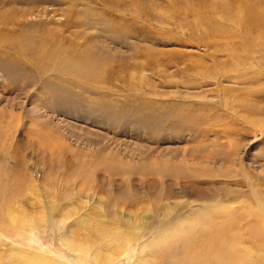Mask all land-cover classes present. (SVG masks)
Returning <instances> with one entry per match:
<instances>
[{"label": "rangeland", "instance_id": "rangeland-1", "mask_svg": "<svg viewBox=\"0 0 264 264\" xmlns=\"http://www.w3.org/2000/svg\"><path fill=\"white\" fill-rule=\"evenodd\" d=\"M216 236L264 264V0H0V264Z\"/></svg>", "mask_w": 264, "mask_h": 264}, {"label": "bare ground", "instance_id": "bare-ground-1", "mask_svg": "<svg viewBox=\"0 0 264 264\" xmlns=\"http://www.w3.org/2000/svg\"><path fill=\"white\" fill-rule=\"evenodd\" d=\"M217 234H219V233H217ZM218 236H216V238L214 239V240H212L213 242L212 243H210V244H206V245H204L203 244V246H201L202 247V252H200V251H198V253H195V255H192V256H189L187 259H186V261L184 260L183 262L184 263H182V264H204V256L206 255V252L207 251H209V249L211 248V247H217L218 246V248H220V246L219 245H223V242L222 241H220L218 238H217ZM222 237V236H221ZM224 245H226V244H224ZM224 249H226V248H224ZM223 250V249H222ZM221 252V251H220ZM222 252H224L223 254H225V250L224 251H222ZM223 254H221V255H219V256H217V258H215L216 260H215V262L217 261V263L216 264H224L225 262V258H223L222 257V255ZM226 256V255H225ZM224 256V257H225ZM228 256V255H227ZM226 256V257H227ZM229 257H231V256H229ZM228 257V258H229ZM232 257H234V256H232ZM209 260V259H208ZM211 260V259H210ZM231 261L233 260V258L232 259H230ZM230 261V262H231ZM210 264H211V262H210ZM226 264H228V261L226 262Z\"/></svg>", "mask_w": 264, "mask_h": 264}]
</instances>
